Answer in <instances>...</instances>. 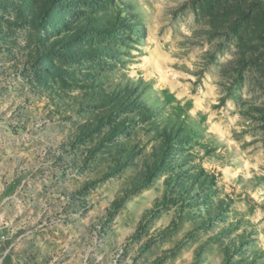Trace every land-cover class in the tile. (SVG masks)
Listing matches in <instances>:
<instances>
[{"label": "rangeland", "instance_id": "rangeland-1", "mask_svg": "<svg viewBox=\"0 0 264 264\" xmlns=\"http://www.w3.org/2000/svg\"><path fill=\"white\" fill-rule=\"evenodd\" d=\"M0 264H264V0H0Z\"/></svg>", "mask_w": 264, "mask_h": 264}, {"label": "trees", "instance_id": "trees-1", "mask_svg": "<svg viewBox=\"0 0 264 264\" xmlns=\"http://www.w3.org/2000/svg\"><path fill=\"white\" fill-rule=\"evenodd\" d=\"M43 13L44 14H42V18L40 19L42 23H44L47 19L44 18L47 17L46 11ZM147 108L148 109H146V112L148 118L144 119H147L151 123L149 126H152L151 131L154 133L153 140L159 141L158 150L156 149L153 159V164L157 168V170L155 171L160 172L164 167H169V169H171L172 167H174L173 165L175 162V159L172 158V154L175 152L174 150L180 149L186 144L195 143L198 140H203L204 138L200 134L201 129L199 128V126H196V124L190 122L188 116L180 118L172 112L171 114H163L156 111L154 113L151 112L150 114H148L150 108L148 106ZM82 134H84V132H82L81 135ZM211 144V142H207L206 148L210 151H213L215 148H212ZM178 165V169L184 168L183 163ZM145 177H149L148 172ZM200 180V177L197 176L194 182H192V185H188L189 188L187 191L194 192V190L200 189L201 185L199 184L196 185V188H194L193 186L194 183H205V181ZM207 182L206 184H204V186L207 185ZM206 198L208 199V196ZM197 199L199 201V198ZM201 199L203 198L200 197V200Z\"/></svg>", "mask_w": 264, "mask_h": 264}]
</instances>
